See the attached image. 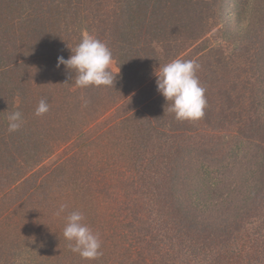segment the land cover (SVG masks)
<instances>
[{"label":"trees","instance_id":"1","mask_svg":"<svg viewBox=\"0 0 264 264\" xmlns=\"http://www.w3.org/2000/svg\"><path fill=\"white\" fill-rule=\"evenodd\" d=\"M236 4H250V23L263 28L264 0ZM221 10L210 0H0V54L22 31V89L30 102L22 127L30 137L51 136L43 149L59 154L51 168L27 152L31 161L22 160L20 175L13 170L16 180L0 197L23 188L7 212L21 202L31 211L17 242L26 264H264V57L259 63L252 49L250 71L243 62L232 71L241 84L211 92L230 104L219 105L211 124L160 113L171 102L157 91L155 74L207 33ZM191 26L201 31L183 37ZM85 32L111 50L117 70H110L119 71L113 87H77L74 70L57 67ZM170 46L175 56L160 63L157 48ZM42 98L49 111L37 116ZM225 139V148L248 141L243 166L220 163ZM43 198L55 200L56 211L41 212ZM61 204L67 207L57 215ZM71 211L98 234L97 259L69 249L63 230Z\"/></svg>","mask_w":264,"mask_h":264},{"label":"rangeland","instance_id":"2","mask_svg":"<svg viewBox=\"0 0 264 264\" xmlns=\"http://www.w3.org/2000/svg\"><path fill=\"white\" fill-rule=\"evenodd\" d=\"M210 1L215 2L217 6L222 8L220 17H216L218 21L209 28L207 33L200 35L193 44L183 49L179 55H176V59L194 60L200 65L196 71V76L201 86L205 89L206 100L208 99L204 109V116L200 120L203 122L210 121L209 124L217 117L219 105L225 104L230 106L229 100L224 95H219L218 92L212 96L211 92L222 88L223 85L228 87L232 86V84H236L237 86L241 84L238 82V79H232V71L233 69L239 68L237 65L242 62L243 66L245 63V69L248 72L250 71L249 61L252 59V49L256 48L258 50L259 63H262L261 58L263 59L264 57V25L263 28H260L256 20L253 22L256 23V26H252L250 23L251 18L255 14L251 10V5H237L236 0ZM236 5L241 10L238 17H235ZM199 6L204 7L205 4L200 3ZM191 30H195L196 32L201 31L200 27L191 26L184 31L183 37L189 36ZM17 34L18 40L16 41V45L4 53L5 55L0 54V71H3L0 73V197L8 192V189H5L7 187V181L16 180V177L12 175L14 174L13 170L17 175H20L21 173L18 170L22 168V160L26 162L25 158H27L28 161H31L28 158V153L38 158L44 156L45 164L51 165V168L58 164L57 157L59 155L54 153L53 156H47V149H43V143H49V139L51 138L48 134L46 136L40 132L39 135L36 134V137H30L24 132L22 126L15 132L8 131L7 115L14 111H20L22 114V108L26 107L27 109L30 105L29 101L26 103L22 89V86L25 85L23 83L25 80L22 79V31L19 30ZM165 48H157L158 53H161L160 55L158 54V58L162 64L166 63L172 56L174 57L175 52H177L171 46L167 49ZM110 69L117 70L115 60L112 61ZM245 76L244 74L242 78ZM169 107L166 105L165 108L163 107V112L160 111V113H164L163 116L166 114L171 118L175 114L169 111ZM159 108L157 104L151 108V111L154 112ZM158 115L156 114L155 116ZM22 118H24L23 114ZM227 140H223L220 144L221 149H223L221 150L222 160L220 163H225L226 166L229 163L230 166L234 165L231 163H235L236 165L234 166L236 167L243 166L245 164V154L249 150L248 141H238L239 143L237 144L233 142L234 144L225 148ZM202 147H205L204 144H202ZM14 148L18 150H14ZM22 151L24 153L23 155ZM19 164H21V167ZM9 166L12 168L7 169ZM19 180L22 181V177ZM27 181L31 185V181ZM46 181L49 182L50 179L48 178ZM51 182L54 183L53 185H56L58 184V179L55 181L51 179ZM22 189V186H19L15 191L20 192L19 195H22ZM19 195L14 192L0 203V264H26L22 259L24 255L22 244L17 242L20 241V236H22V227H25V225L22 226V217H28L27 215H31V211L26 207L22 208L21 202L15 209L7 212V208L9 207L8 202H16ZM42 195H44L43 192ZM41 200L39 202L41 204V212L48 214L53 210L56 211L54 209V205L56 204L55 200L49 204L44 203V198ZM58 200L59 197H57ZM11 217L16 219L13 220Z\"/></svg>","mask_w":264,"mask_h":264},{"label":"clouds","instance_id":"3","mask_svg":"<svg viewBox=\"0 0 264 264\" xmlns=\"http://www.w3.org/2000/svg\"><path fill=\"white\" fill-rule=\"evenodd\" d=\"M113 57L108 46L94 35L85 32L80 43L71 50L69 58L57 57V67L61 64L74 70L77 87L111 86L113 87L117 73L110 70ZM200 65L194 60L174 59L159 68L156 75L157 91L171 102L169 111L177 120H198L204 116L207 104L205 89L201 86L196 71ZM87 101H85V104ZM49 111L46 99H41L35 115L41 116ZM8 131L19 130L23 123L20 111L7 115ZM65 204H61L57 215L64 212ZM80 211H71L66 216L63 236L69 241L68 247L82 258L93 260L102 255L101 241L98 234L84 222Z\"/></svg>","mask_w":264,"mask_h":264}]
</instances>
